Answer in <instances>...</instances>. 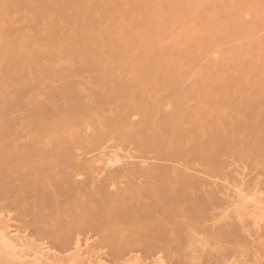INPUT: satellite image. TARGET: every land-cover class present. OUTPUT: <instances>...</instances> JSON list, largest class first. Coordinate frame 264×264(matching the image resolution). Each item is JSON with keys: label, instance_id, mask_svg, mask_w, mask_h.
Wrapping results in <instances>:
<instances>
[{"label": "bare ground", "instance_id": "1", "mask_svg": "<svg viewBox=\"0 0 264 264\" xmlns=\"http://www.w3.org/2000/svg\"><path fill=\"white\" fill-rule=\"evenodd\" d=\"M32 1H36V0H30V2ZM255 1L256 0H60V2L59 1L57 2L56 6L47 5L35 10L32 8L31 4L26 3V0H0V19L3 20V24L2 25L0 24V34L3 35L4 38H6V45L5 46L0 45V161L2 163V165L0 163V166H2L0 168V173L5 175V177L7 178V175H9L10 172L11 174L13 173L12 172L13 170L8 172V169L15 162H20L17 163L18 166L20 165L18 169L25 168V170H27L26 168L30 167L29 169H31V171L33 167L36 169L37 167H39V165L36 167L35 165L37 164L44 165L43 163H46L47 165L45 164L46 166H44V168L41 167L42 168L41 169L39 167V169L43 171V173H41L43 175H46L47 173V172L44 173L45 172L44 169H49L51 171H59V173L70 172L68 174L72 175L75 178H78L79 180V178L83 177L82 172L87 171L90 172V174L92 173L91 177H93L92 179L94 181L96 180L98 181L100 177L101 179H103L102 177L108 175L109 172L120 167L121 165L123 166V164H125L127 160H130V162L128 161L129 163L126 162L129 167L127 166L125 168L123 167L121 171L114 170L113 171L114 175H112L113 173L112 174L109 173L112 176L111 177L110 175H108V177L109 176L111 177V178L109 177L110 182L109 181L105 182V180L107 179L104 178L105 183L104 185L101 184L102 188L103 186L104 188L103 189L101 188V190L106 192L102 193L101 191V196H100L101 199H99V203L97 202V204H99L98 205L99 207L95 204L100 194L97 195V198L94 195L96 199L87 196L89 197V199L87 198V200L85 201H75V204L73 205L75 207L72 206L71 208V209L74 208L73 211L70 210L71 214L69 216L71 219H69L68 215H67L68 219L66 217L68 222L70 220L68 226L69 229L68 232L70 234L67 233L66 235V230H64L66 236L64 235L63 237H59L53 234H49L50 232L48 233L47 226H46L47 229L45 230V227L41 225V227H44V230H42L43 228L41 229L40 224L48 220V218L52 219V217L54 215L57 216L59 212L61 213L62 211L61 214H64L67 211L66 208H64L65 209L64 212L63 207H61L62 210H60L58 213L56 211H58L59 209L54 210L53 208L52 212L49 211L50 209L49 210L45 209L47 210V213L50 212L47 214L45 213L44 210L43 214L45 215L47 214L46 216H44L43 214L41 215V212L39 214V211L37 212L38 215H35L37 213L34 212H36L37 209L38 210L40 209L38 207L36 209V206L39 204V202L41 204L44 203L45 205V203H47L48 201V200L45 201L46 200L45 196H47V194H49L50 192H53L54 189L49 193L47 190L46 195L43 192H40L41 194L42 193L44 194V195L42 194L41 196H44L43 198L45 199L44 200L45 202L43 201L41 202L40 200L35 206L36 211L31 209L34 212H32L31 216L29 215L31 217L29 221L27 220V223L29 222V224L27 225L25 224V225L26 226L31 225L34 228L32 230H34L35 233L36 231H38L40 235L41 234L49 235L51 239L57 240L58 242L57 243L55 242L54 245L57 246L56 248L63 250L64 253L67 252L66 253L68 254L67 257L60 255V253L57 252L56 249H54V247H52L51 245H48L46 243L36 244L35 241L33 240L31 241L28 236L22 235L20 231L21 229H14L11 224V219H9L8 217L7 218L4 217L3 212L0 211V264H109L108 261H106L105 257L102 254H99L100 252L97 253L93 249L94 246H97L98 248L101 247L103 249L106 248H108L109 250L111 249V251L113 252L112 253L113 257L115 259H121L122 257H125L126 255H129L134 251H137V253L139 252V250L143 251L142 249L143 247L138 248L139 245L145 246L144 250L150 253L153 252L154 249L157 251L159 250L158 257L155 258V260L151 264H165L166 261L161 256V253L163 252L162 250L163 248L161 247L162 249H159L158 244H162V243L164 244L170 241L169 235L172 233L171 229H169L170 226L172 227V230L174 229L173 230L174 232L176 231L175 228H178L174 226V224L171 222V219L170 220L164 219L165 215L168 216L169 213H171L172 211L174 212V214L176 213L175 215L179 214L182 209H179V207L177 208V206L181 204L180 199L181 197H184L186 195V191L192 190L193 193L194 192L196 193L197 188H200V190L205 189V185H206V183L201 181V179L199 178L197 179L195 176L186 177L187 174L183 173L184 174V175L182 174L183 177L180 178L179 180L177 179L178 183L176 184H177V188L179 189L176 192L173 191L170 193L169 190L167 191V189L171 190V185H172L168 183L169 182L168 177L170 176L168 175L169 167L168 169H165L166 167L165 166L161 168L160 171H157L158 176L157 178H155L156 181L155 180L153 181L152 187L148 189L146 188L147 190L145 189L146 191H148L146 192L147 194L143 189L139 188L146 195L144 196L145 197L144 199L146 200L145 203L143 202L144 199L143 201L141 200L142 204H140L141 201L138 200L143 196L142 197L137 196V198L138 197L139 198L136 199V202L140 201V203H138L140 205L134 203L135 201H133V204L135 205H129V202L132 203V200H134L132 199L131 196L132 194L129 195L131 196L130 199L129 198L127 199L128 195H125V198H122L123 194L121 195L120 198L117 199L118 196H116V198L113 197V194H115V192L112 193V196H110V194L107 193V189L110 188L113 189L116 186L117 183L115 181L116 179H118L117 177L121 173H126L128 175H131V177L133 176V178L139 176L137 177L138 180L139 178H141L140 176L152 174L151 171L153 170V168L149 167L151 168L149 169L146 168L147 166L144 167L143 165L147 163L143 161L141 163H138V161H136L135 163L134 161L137 159L135 155L133 156L132 154L131 155L128 154L129 155L128 157H120L119 154L121 152L117 154L116 152L117 150H115L113 146L112 147L106 146L104 144V141L102 142L101 140L103 138L99 136L97 138L94 137L95 139H93L92 142L93 144L92 146L94 145L97 146L96 152L99 151L97 152L98 153L97 156H96L97 153L95 154V152H93L96 157L93 158L92 160L86 159L85 161H83L78 159L76 156L78 154L73 152L74 146L73 147L69 146L70 148H73L72 150H69L70 148L66 147L65 149L68 148L67 151H63L62 149H61L62 151H60L59 149L64 147L65 145V144L63 145V143L62 144L60 143L62 142L61 136L71 133L70 130H72L73 126L76 127V125L81 123L82 119L84 120L85 117L87 118L86 114L88 111L84 112L86 114H79L78 113L79 111L78 112L76 111L77 113L76 112L72 113L74 112L75 110L74 109L72 110V112L69 113L70 115H68V117L65 116L66 118L63 117L64 119L62 117L58 118L60 120L62 118L63 120L62 122L59 120L60 123L58 121L55 125L53 124L54 126H52L51 124H50L51 126L47 125V123H49L48 122L49 120L50 121L52 119H53L52 121L56 120L55 118L56 116H54L53 114L49 112H44V114L42 115L35 114L36 118L33 116L31 119V123H32L33 118H35V121L32 123L33 128H31L36 133V134L32 133L33 134L32 136L34 135L36 136V137L34 136L35 139H33V137L31 136L32 138L29 140V142L28 141H26L27 143L24 142L26 143L25 145L24 143H21L22 145L19 144L21 146L19 147L18 145L17 148L16 147L17 144H15L16 142L13 140L12 137H14L13 132L15 133L16 136L17 132L15 131L19 127L17 125L16 127L14 126L16 130L12 131L14 130V128L11 126L12 118L9 117L11 115V114L9 115V113L12 111L11 107L13 106L14 103L17 102L15 101L16 99L14 100L13 98H11L12 101H10L9 99L10 96H8L7 93H9L8 92L10 88L9 84H11V82L14 81L17 82L20 79V74H21L20 72L23 71V69L25 68L24 66L25 61L23 60L24 58L22 59L21 54L18 55V52H16L17 45L15 42L19 40V42L23 44L25 40H28L29 38L31 39L30 37L31 35H29L31 33L26 34L27 36H25L24 34L22 36L21 34V36L19 37L18 36L14 37V33L12 31V24H11L12 20L10 18L13 16L12 14H14V12L29 11L33 15L32 22L35 23V30H37V25H40V28L42 27L41 28L42 30L49 29L50 31L49 36L51 40L49 42V45L51 46H54L55 44H58L60 46V44L63 43L62 39L64 38L60 35L62 34L61 30L63 27V23L64 21H66L65 23L67 24L65 27L69 29L67 30L70 32L74 31V35H72L69 32L71 36L70 35L67 36V39L65 40L66 44H64L67 46V50H69V52H73L75 48L77 49L78 47L81 46V48H83L82 49L83 53L86 54L87 51L84 44L86 43H91L95 45L100 44L103 42V36L107 35L108 39L104 38L108 40V41L106 40L107 42L106 44H104V46L107 45L108 47L106 48L107 51L106 54L103 55L101 53L102 55L99 54L97 58L92 56L93 55L92 54L91 55L92 57L89 56L88 59V62H90L89 67H91L92 72L94 73L96 82H98L100 85L101 84L109 85L110 83L113 84L115 81H117L120 78L121 75L120 73L125 71L129 75H132L133 81H131L128 85L126 84L127 81L126 82L123 81L125 85H122L123 83L121 82L122 83L121 86L123 88L120 86V89L121 88L124 89V87L126 89L121 90L122 92L117 94L114 97V100L126 101L127 93H128V95L132 96V98L135 100L134 105H132L131 107V109H133L132 110L133 115H135L138 111L140 113L142 110L145 109L146 111L144 112L147 113L149 111V113H151L150 110H147L148 108L151 107H152L151 110L153 111L152 113H154V116L151 113L152 117H150L149 113L148 114L143 113L142 114L143 117L141 116L143 119H141L142 121L140 120L141 123L139 122L142 126H140V124L138 123H136L137 126L139 125L138 127L134 125L138 129L133 127L131 121L129 122L131 116L130 117L128 116L129 113H127V109L126 111L123 110L120 112L117 111L118 113L113 112L114 114H116V115L113 114V116L112 113H110L109 115H111L112 117L109 122L110 128L108 129L112 130L111 131L112 133L114 131L116 132L117 130L124 131L125 129L126 131L128 129V125H127L128 123H131L132 127L136 131L138 130L141 131L140 129H143L141 134L146 129L148 132V133L146 132L147 134L146 137L142 135L145 137V140L141 139L143 141H140L141 150L147 151L148 149H152L156 151L158 156L161 157L163 161L165 160L167 162L174 161L175 163V161H177V163L179 162L180 164L181 162H185V164L187 163V165L197 161L205 162V163L208 162L209 165L211 164L210 166H212L213 169L212 175L214 174L215 177L216 176L218 177L225 168V164H223L222 158L226 156L227 153L241 159L244 156V154L247 153V151L250 150L252 152L251 149L252 148L254 149L253 146L257 141H260L261 143L260 146H263L264 148V110H263L264 57L262 58L261 56H258L260 63L258 65L249 64L248 66L244 67L246 68L244 72L239 71V66L231 68L226 63L227 60L228 61L233 60L235 62L241 61L243 59L242 55L244 53V50L242 48L241 49L235 48L232 51H230L228 56L223 59L222 63L221 61L216 60L218 57L211 58L212 55H214V53L218 50L217 48L220 47L221 45H224V43L238 41L240 40L238 38L241 37L244 38L245 36L249 37L256 31L257 29L256 26H250V24H248L245 21V16L248 13H252L254 9L257 7V3ZM70 11L73 14L71 13V17L70 16L67 17L66 16L67 12ZM254 13H256L255 20L258 23L261 22L262 17L260 13H258L257 11H254ZM110 21L113 23L112 25L114 26L111 25V27L113 28L109 30L106 25L109 24ZM38 35H40V33H38ZM44 38L46 40L48 37H43V39ZM22 46L23 45H20L21 48ZM26 49H29V47H27ZM79 49L74 50L76 51L75 52L76 54ZM37 50H38L37 52H39L40 47L37 48ZM258 50L259 51L264 50V39L259 43ZM82 51L80 50L81 55H83ZM29 52L32 53V51L26 52L27 55L29 54L30 56ZM69 54L70 55L73 54V56L75 55L74 52L72 54L71 53ZM96 54L97 53H95V56ZM27 55L25 58L29 57ZM31 55H33V53ZM73 56H70L71 59L70 58L69 59L72 60ZM36 60H38V57ZM88 62H86V64ZM9 63L12 64L9 65ZM197 66L204 67V72L200 73V75L198 76L199 85L197 84L196 86H199V88L197 87L198 89L195 91L193 90L190 91V89L186 90V88L182 87V85L184 84L186 78H190L191 76L196 75L195 72H191V71H194L197 68ZM233 70L236 71V73L238 72L237 74H239V76L238 75L237 77L234 76ZM186 72L191 74H187ZM55 73H57V71H55ZM119 80L121 81V79ZM181 88L183 89L185 88V90ZM180 89L183 91H181ZM171 91L172 92L178 91L177 94L175 93L174 94L175 95L179 94V95L175 96ZM65 92L67 93V91ZM147 92H154L157 95L161 94V96L163 95L162 93L164 94L168 92H170V94L172 93L171 94L172 96L170 97L168 96L167 105L174 109L173 113L170 114L171 112H169L170 115H165L166 113L165 112L164 116L163 113H161L160 116L161 118L158 117L157 115H159L160 110L163 108L160 109V102L157 101L155 98L151 99L153 97H149L150 101L148 102L143 97V93H146L144 94L145 96L147 95ZM5 95H7L9 98ZM4 96L8 98L9 100V102L7 101L8 103L7 102L4 103L6 101L5 99H4L5 101H3ZM139 96L140 97L142 96V98H139ZM136 97H138L139 100L136 99ZM192 102L194 103L193 105H191ZM14 105L16 106V104ZM135 111L137 112L135 113ZM129 112H131V110H129ZM139 113H137V115ZM91 114H88L89 115L88 117L92 116L95 118L98 115V114L95 115L93 112ZM131 114L132 113H130V115ZM155 114L158 117V120L156 121L153 120L154 118L156 119ZM109 115H107L106 117H108ZM102 117L99 114V118L102 119ZM239 117H242V119H239ZM9 118L11 120H9ZM13 121L14 119L12 120V122ZM116 124L118 125V127H116ZM148 129H150V132L148 131ZM110 130L108 132H110ZM73 131L74 130H72V132ZM74 133L75 132H73V135L72 134L70 135L74 136ZM246 133L250 134V137H248L250 139L248 140H246L247 137L246 139L244 138V135ZM104 134L102 137H106L104 136ZM99 135L101 136V134ZM66 137L68 136L62 137V139L64 138V142L65 139H67ZM40 138L42 139L41 141ZM37 139L39 140L37 141ZM58 139L60 140V142L58 141ZM53 141L57 142L56 146L54 144H53L54 146L51 145ZM60 144L62 145V147ZM14 145L17 148L16 151L14 149L15 147H13ZM86 145L87 146L90 145L91 147V144L89 143H86ZM75 148L76 149L74 151L77 152V146ZM258 148L257 150L256 149L255 150L258 151ZM88 153L87 155H89ZM259 153L261 152L259 151ZM89 156H91V154ZM136 164H138V167L141 164L144 168L139 167L140 170H133V167L131 166ZM31 166L33 167L31 168ZM186 166L185 169H188L186 168ZM15 168L17 167L15 166ZM18 169H14V171L17 172L16 170ZM21 169L18 175L23 171V170L21 171ZM49 170L46 171L49 172ZM55 173L53 172V175H55ZM62 173L61 175H63ZM65 175L67 174L65 173ZM10 177L12 176L9 175L8 178ZM40 178L37 177L36 179L39 180ZM53 179L54 182L52 181ZM53 179L48 175V178L44 179L42 183L44 185H48V184L50 185V182L51 183L53 182L52 184H57L60 180V178H53ZM55 179H57V181ZM62 179L65 178L63 177L61 178V180ZM69 179L66 178L65 182L67 180L69 181ZM172 179L170 180V182H172ZM240 179H237V181ZM73 180L70 179V183L71 186H73L72 188H75L76 190L75 192L72 191V193L69 189H67L69 188V184H70L68 181H67L68 184L66 183L65 186L62 185V187H60L59 184L57 185L59 186V189L60 188L65 189L66 186L68 185L66 188L67 191L70 192V194L73 195L74 193L75 195L76 192H80L78 191L80 190L78 189L80 187L76 188L74 184L72 185ZM34 181L35 180H33V182ZM240 181L238 183H240ZM31 182L28 184L31 185L28 193L31 191V188H33L34 190L35 188H38L40 185L43 186V184H40L41 181H39L40 183L37 182L38 184H40L38 187L36 186L37 184L35 185L36 187H32L34 185L33 183L31 184ZM173 182L175 183V181ZM242 182L239 185L238 184L235 185V187L231 185L234 191L228 185L230 187V188L228 187V190L232 192L231 193L232 196L234 194V198L232 197L234 201L229 204L232 205V206L230 205L231 207L233 206L234 208L236 207L235 208V210H237L236 217L242 218V216L244 217L248 215L249 217H251L250 219L254 218L253 220H251L252 222H254L253 228L254 229L256 228L255 230L257 231H261L264 229V191H262L264 189L261 190V187L259 188L258 186L254 187L255 186L254 185L253 187L256 191L252 189L251 190L254 191L255 193L251 195L246 194L245 189L242 186ZM60 183L62 184L63 182ZM167 183L168 185H170V187L168 185L167 187L165 186ZM52 184L51 186L53 187ZM87 184L88 183L86 182V185ZM28 185H26V187L23 186L24 189L25 188L27 189L29 187ZM4 186L7 185L5 184ZM54 186L58 188L56 185ZM19 187L21 188L22 186ZM45 187L43 186V188L42 187L41 188L45 189ZM49 187L50 186H48L47 189L52 190ZM105 187H107L106 190ZM24 189L22 188L21 190H23V192L28 190V189L27 190ZM59 189H56L58 191L55 190V192L59 193L60 191L61 193L62 190ZM194 189L196 191H194ZM13 190L15 192L16 189ZM21 190L19 189V191ZM65 190L62 192L67 194ZM140 190L138 191V193H140ZM133 191H131L130 193H132ZM32 192L31 195L34 194V193L32 194ZM211 192L209 193L206 192V193L207 195L209 194L208 196H211L212 195ZM35 193H36L35 196H37L36 191ZM40 193L38 195H40ZM81 193L82 191L80 192V195ZM134 193L138 194L137 192ZM53 194L55 193L53 192ZM84 194L86 193L84 192ZM93 194H97V193L93 192ZM57 195L61 197L60 194ZM82 195L80 196L81 197L80 200L83 199ZM207 195H204L206 197L200 198L201 201H204L205 203L201 205L202 202L199 200L201 203L200 206H198L199 202L195 201L196 202L195 204L198 203L197 206L192 205L195 208H192L190 206L192 208L191 210L189 209V211L188 210L185 211L186 210L185 209L183 211L186 217L184 218L189 219L188 224H194L195 222H200L203 213L205 212L207 213V211L209 210L208 209L209 205L207 204L210 203L209 200L211 198L206 199L207 202L206 200H202L203 198H207ZM213 195L211 196L212 198ZM35 196H33V198ZM17 197H20V199H22L21 195H18ZM51 197L49 196V198ZM84 197L86 196L84 195ZM39 198L42 199V197L39 196L38 200ZM71 198L73 199V197ZM71 198L68 199L67 197L68 200L73 201L71 200ZM17 199L13 198V201L16 200V202L18 203L17 205H22L23 202L19 200L22 202L19 203ZM77 199H79V196L75 200ZM190 199H192L191 196L189 198V201ZM193 199H195V197ZM214 199H216V197ZM52 200L53 202L51 204V208L52 206L53 207L55 206V203L56 206H58L57 201L54 200V198H52ZM100 200L104 202L102 203L103 205L101 206H100L101 204ZM212 201L215 200L211 199V202ZM50 202L51 200L49 201V203ZM191 202L193 204L194 200H191ZM217 202L218 200L215 203ZM114 203L116 205H113ZM212 203L210 204L209 207L213 205L212 209H214L216 206L214 205L215 204L214 202ZM59 205H61V203H59ZM92 205L95 206L92 207ZM15 206L16 205H14V207ZM47 206L45 207L47 208ZM22 207L23 206H21V208ZM175 209L176 210L179 209L180 211L178 210L179 212L178 211L176 212ZM25 211L28 212L27 210ZM159 214L161 215L159 216V220L160 217L161 219L162 217H164L163 218L164 223H162L163 221L160 222L158 219H155L158 218ZM174 214L172 215L173 217L171 216L170 218H175L174 220H176V217L179 216L180 214L177 216H175ZM206 215H204V217ZM252 215H254V217H252ZM61 216L62 215H60V217ZM165 220L167 222H165ZM65 221L64 222L62 221L64 225L67 223ZM60 222H58V224H62ZM167 225L170 226L168 227ZM66 226L65 228H67ZM173 226L175 228H173ZM127 231L131 232V234L128 232L131 237L128 235V233H124ZM91 233H94L93 236L94 238L96 236L100 238V241H98L97 244L95 243L96 245L91 244L93 243V241L91 242V238L89 236ZM121 233L127 234L130 237L131 241H126L125 239L123 241V238L127 236L123 237L121 235L119 239L117 237L118 235L115 237L116 234L120 235ZM175 233L174 234L172 233L173 234L172 236H175ZM82 235L87 236L86 240L83 239L85 240V242L80 238ZM225 236L228 237V235ZM116 238L118 240H116ZM178 238H182V237H178ZM128 239L129 238H127V240ZM167 244L166 245L164 244V246L166 247L165 250L168 252L170 251V247L169 244L168 246ZM134 253L136 254V252ZM130 258L125 264H150L145 262L143 263L138 257H130ZM233 261L228 260V257H225L223 260L221 261L219 260V262H217L216 264H235V262Z\"/></svg>", "mask_w": 264, "mask_h": 264}, {"label": "rangeland", "instance_id": "2", "mask_svg": "<svg viewBox=\"0 0 264 264\" xmlns=\"http://www.w3.org/2000/svg\"><path fill=\"white\" fill-rule=\"evenodd\" d=\"M58 1L60 2V0H52V1H50V0H36V1H32V2H30V0H26V3L31 4L32 8L36 10V9H39V8H41L43 6H47V5L56 6ZM255 2L257 3V7L254 9V11H257L258 13H260V15L262 17V21L258 23L255 20L256 13H254V11L252 13H248L245 16V21L248 24H250V26H256V28H257L256 31L249 37L245 36L244 38H242V37L238 38V39H240L238 41L224 43V45H221L220 47L217 48L218 50L216 49L217 51L214 53V55H212V57L210 56L211 58H214V57L217 58L218 57L216 60L221 61V63H222L223 59L228 56L230 51H232L235 48H239V49L242 48L244 50V53L242 55L243 59L239 62H235L233 60H229V61L227 60L226 63L229 65V67L234 68V67L239 66V71L244 72L246 69L244 67L248 66L249 64L258 65L260 63L258 56H261L262 58L264 57V50H260V51L258 50L259 43L264 39V0H256ZM71 13H72L71 11L67 12L66 16L71 17ZM12 15L13 16L10 18L12 20L11 24H12V31L14 33V37L15 36L19 37V36H21V34H22V36H23V34L25 36H27L26 34L31 33V34H29V35H31L30 36L31 39L29 38L28 40H25L23 44L21 42H19V40L15 42L17 45L16 52H18V55L21 54L22 59L24 58L23 60L25 61V63H24L25 68L23 69V71L20 72L21 73L20 79L17 82L14 81V82H11V84H9V87H10L8 90L9 93H7V94H8V96H10V98L7 95H5L10 99V101H12L11 98H13L14 100L16 99L15 101L17 102V103H14V104H16V106L13 104V106H15V107L12 106L11 107L12 111L9 113V115L11 114L9 117L12 118V120L14 119V121L12 122V120L9 118V120H11V126L14 128V130H12V131L16 130L15 129L16 125L19 127V128L17 127L18 129L15 131V132H17L16 136H15V133L13 132L14 137H12L13 140L16 142L15 144H17L16 145L17 148H18L19 144L24 143L26 141L29 142V140L32 137H33V139H35L34 138L35 135L32 136L33 135L32 133H35V132L33 129H31V128H33L32 123L35 121V118H36L35 114L36 115H39V114L42 115V114H44V112H49V113L53 114L54 116H56L55 117L56 120L52 121L53 120L52 119L51 121L50 120L48 121L49 123H47V122L46 123L48 126L50 124L52 126H54L60 120L58 118L68 117V115H70L69 113L72 112V110H74V109L75 110L72 113L79 111L78 112L79 114H86L84 112L88 111L89 113L87 112V114H86L87 118L85 117L84 120L82 119L81 123L76 125V127H74V126H73L74 128L72 127V130H74L73 132H75L74 136H72L73 132H72V130H70L71 133H68V134L69 135L72 134V135H70L72 137H70L68 134H66L64 136H61L62 142H60V140H59L60 138L58 139V141L61 144L62 143H63V145L65 144L64 147H62V145L60 144L62 147L60 149L58 148L60 151H62V150L67 151L68 148L74 146L73 147L74 149L70 148L69 150L73 149V152L78 154V155L75 154L78 159L83 160V161H85L86 159L92 160L93 158H95L98 155L97 152H99V151L96 152L97 146H95V145L92 146L93 145L92 142H93V139H95L99 136V137L103 138L101 140H102V142L104 141V144L106 146H110V147L113 146V148L115 150H117L116 151L117 154H119L121 152L119 154L120 157H128L129 155L132 154L133 156L135 155L137 158L134 161L135 163H136V161H138V163H141L143 161V162L147 163V164L143 165L144 167L147 166L146 168H149V167L153 168V170L151 171L152 174L140 176L141 178H139L138 180H137V177H139V176H136L133 178V176L131 177V175H128L126 173H121L117 177L118 179H116V181H115L118 184V186L116 184V186L113 189H111V188L107 189V193H109L110 196H112V193H114V192H115V194H113V197L116 198V196H118L117 199L120 198L122 194H123L122 198H125V195H128L127 199L128 198L130 199L131 196H132V199H134V200H132V203L129 202V205H135V204H133V201H135L134 203H137V205L142 204V201L145 198L144 196H146V195L140 189H143L145 191V193L148 192L146 190L148 188L152 187L154 180L156 181L155 178H157V176H158L157 171H160L161 168H163L165 166H166L165 169H168V167H169V169H168V171H169L168 175H170L169 177L171 178L172 174H173L172 178H174V179L171 178L172 182H170L171 179L168 177V179H169L168 183L170 185L172 184L171 190L165 188V189H167V191L169 190L170 193L173 191L176 192L179 189V188H177L176 183H178L177 179L179 180L180 178L183 177L182 176L183 173L187 174L186 177L187 176H191V177L195 176L197 179L199 178V179H201V181L206 183L205 189L200 190V188H197L196 189L197 191L194 189V191H196V193L195 192L193 193L192 190H187L186 195L184 197H181V199H180L181 204L177 206V208L179 207V209H182L181 212L179 213L180 215L177 214V215H179V216H177V215H175L176 213L174 214L173 211L171 212L175 216L178 217V220H177V217H176V220H174L175 218H170L173 215L171 213H169L168 216L165 215V218L162 217V219H161V217H160V220H159V216H161L160 214L158 215V218H155V219H158L160 222L163 221L162 223H164V219H167V220L171 219V222L174 224V226L178 227V228H175L173 226V228H175V230H176L175 231L176 233H175L173 231L174 229L172 230V227L170 225H167L168 227L170 226L169 229H171V232L173 234L175 233V236H176V237L172 236L173 235L172 233L169 235L170 237L172 236L171 239L169 237L170 241L167 242L169 244L170 251L167 252L165 250L166 247L164 246V244L166 245L167 243L158 244L159 249L163 248L162 249L163 252L161 253V256L166 261L165 264H216L217 262H219V260L221 261L225 257H228V260H231V261L235 260V261H233V262H235V264H264V233H263L264 229L261 230L262 232L255 230L256 228L255 229L253 228L254 222L251 221L254 218L250 219L251 217H249L248 215H246L244 217L242 216V218L236 217L237 216V213H236L237 210H235L236 207L235 208H234V206L231 207L232 205L229 204V203L234 201L233 200L234 194L232 196V194H231L232 192H230L228 190L229 186L232 189L231 185H233L235 187V185H237V184L239 185L242 181H243L242 186L244 187L246 194L251 195V194L255 193L252 190H255L254 187H256V186H258V188L261 187V190L264 189V148H263V146H260V144H261L260 141H257L255 143V145L253 146L254 149L253 148L251 149L252 152L250 150L247 151V153H245L241 159L234 156V155L227 153V155L222 158L223 164H225V168L223 167L224 168L223 172L218 177L217 176L215 177L214 174L212 175L213 169H212V166H210L211 164L209 165L208 162L205 163V162H200V161L198 162L197 161V162H193L194 164L192 163L189 165H187V163L185 164V162H181V164H180L179 162L177 163V161H175V163H174V161L173 162L171 161L172 162L171 163L169 161L168 162L165 160L163 161L161 159V157L158 156L156 151H154L152 149H148L147 151L141 150L140 149V141H143L141 139L145 140V137L147 135L146 134L147 130L144 128L145 131H143V133L141 134L143 129H140V127H139V129L141 131H139V130L136 131L134 128H137L139 126V125L137 126L136 123H138V124L141 123V121H142L141 119H143L142 114L146 113V112H144V111H146V109L142 110L140 113H139V111L138 112L135 111V113L137 112L139 114L137 115V113H136L135 115H133V111H132L133 109H131V107H132V105H134L135 100L132 98V96L128 95V93H127V100H126L127 102L114 100V97L117 94L122 92L121 90L126 89L125 87H124V89H122L123 87L121 86V84L123 83V81H125V82L127 81V83H126L127 85L131 81H133L132 75H129L128 73H126L124 71V72L120 73L121 75H120L119 79H121V81L118 79L113 84L110 83L109 85H103V84L100 85L98 82H96V78L94 76V73L92 72L91 67H89L90 66L89 65L90 62H88L89 56L90 57L94 56L95 58H97L99 56V54H101V53L103 55L106 54V52H107L106 48H108V47H107V45L104 46V44H106V42L108 41L107 35L103 36V42L100 44H96V45L91 44V43L84 44L86 51H87V53H86L87 55L85 53H83V51H82L83 48H81V46H80L77 48V49L80 48L78 50L77 54L75 53L76 51H74L77 49L75 48L73 50V52L75 54L73 56V54H72L73 52H69V50H67V46L64 45V44H66L65 40L67 39V36H69V35L71 36V34L74 35V31L70 32V31H68L69 29L65 27L67 24V23H65L66 21H64V23H63V27H65V28L62 27V30H61L62 34L60 32V34H61L60 36H62L64 38V39H62L63 43L60 44V46H61L60 47L58 44H55L54 46L49 45V42L51 41L50 36H49V34H50L49 29H43L42 30L41 29L42 27L40 28V25H37V30H35V23L32 22L33 21V15L29 11L14 12V14H12ZM53 18H55V17H53ZM0 24L1 25L3 24V20H1V19H0ZM112 24L113 23L110 21V23L106 25L109 30L113 28V27H111ZM112 26H114V25H112ZM38 33H40V35H38ZM0 36H1L0 45L5 46L6 45V38H4V36L1 34H0ZM43 37H48V38L45 40V38L43 39ZM104 38H107V39H104ZM20 45H23L22 48L20 47ZM26 46L29 47V49H31V50L26 49L27 48ZM36 47L37 48L40 47L39 52H37L38 50ZM34 49H35V51H34ZM26 50L32 51L33 55H31L32 54L31 52H29L30 56H29V54L27 55ZM80 50L82 51L83 55H81ZM67 51L69 53H71L72 55H70ZM35 52H37V53H35ZM95 53H97L96 56H95ZM26 55L29 57L25 58ZM67 56H69V57H67ZM70 56H73L72 60H70L71 59ZM82 56H84V57H82ZM37 57H38V60H36ZM94 57H93V59H94ZM4 61H6V60H4ZM86 62H88L87 63L88 65L86 64ZM11 64L12 63H9V65H11ZM262 64H263V62H262ZM55 71H57V73H55ZM58 72H59V74H58ZM191 72H195L196 75L191 76L190 78H186V79L184 78L185 79V81L183 79V81H184L183 85L184 86L182 85V87H185L186 90L190 89V91L191 90L195 91L199 88V86H196L197 84L199 85L198 76L200 75V73L204 72V67L197 66V68ZM186 73L191 74L188 72H186ZM237 73H236V71L233 70L234 76H236V77H237V75L239 76V74H237ZM197 78H198V80H197ZM122 85H125V83H123ZM120 86L122 87L121 89H120ZM185 88L184 89L181 88V89L185 90ZM65 89H68L69 91L65 90ZM183 90H181V91H183ZM65 91H67L68 94ZM78 92H80V93H78ZM172 93H173V95H175L178 93V91L172 92ZM144 94H146V93H143V97L148 102L150 101L149 97H153L151 99L155 98L157 101L160 102V109L163 108V109H161L163 112L160 110L159 115H157L158 117L161 116V113H163V116H164L165 112L167 113V114L165 113V115H170L173 113L174 109L167 105L168 96L169 97L172 96L170 94V92H168L166 94L162 93L163 94L162 96H161V94L157 95L154 92H147V95H145V96H144ZM167 94H170V95H167ZM178 95H175V96H178ZM5 96L3 98V101L6 100L4 103H6L7 101L9 102L8 98ZM146 96L149 98V100ZM139 98H142V96L141 97L139 96ZM139 98L136 97V99H138V100H139ZM15 101H13V102H15ZM13 102H10V103H13ZM193 104L194 103L192 102L191 105H193ZM192 107H194V106H192ZM151 108H148L147 110H150L152 113L153 111L151 110ZM126 109H127V113H129L128 116L129 117L131 116L130 117L131 119H129V122L130 121L132 122L134 128L132 127L131 123H128L127 124L128 129L126 131L124 129V131L123 130H117L116 132L114 131L112 133L111 132L112 130L108 129V128H110L109 122L111 120V117L117 111L118 112H120L122 110L126 111ZM153 109H155V108H153ZM129 110H131V112H129ZM263 110H264V107H263ZM40 112H42V113H40ZM90 112L91 113L93 112L95 115L98 114L97 115L98 117L97 116L95 118L92 116L88 117L89 116L88 114H91ZM169 112H171V113L169 114ZM110 113H112V116L109 115ZM130 113H132V114L130 115ZM148 113H149V111L146 114H148ZM151 113H149L150 117H152V115L154 116V113H152V115H151ZM99 114L101 115V117L103 116L102 119L99 118ZM107 115H109V116L106 117ZM114 115H116V114H114ZM33 116L35 118H33V120H32L33 122L31 123V119ZM157 116L155 114L156 119L154 118L153 120H155V121L158 120ZM37 118H38V116H37ZM62 118L60 120L61 122L64 119V118L63 119ZM96 118H98L100 120H98ZM106 119H108V120H106ZM239 119H242V117H239ZM60 121H59V123H60ZM107 125H108V127H107ZM134 125L137 127H135ZM140 126H142V125L140 124ZM116 127H118L117 124H116ZM86 128H87V130H86ZM88 129H89V132H88ZM109 130H110V132H108ZM148 131L150 132V129H148ZM9 132H10V130H9ZM99 134H101V136ZM103 134L106 137H102ZM248 134L246 133L244 135L245 139L247 137L246 140L250 139V138H248V137H250V134H249V136H248ZM142 135H144L145 137ZM65 136H68V137H66L67 139H65V142H64V138L62 139V137H65ZM138 136L140 137V139ZM16 138H17V140H16ZM104 139H106L107 141ZM38 140L39 139H37V141ZM41 140L42 139L40 138V141ZM54 142L55 141H53L51 143L52 146H54V145L56 146L57 142H55V143ZM26 143H24V145ZM86 143L91 144V147H90V145L87 146ZM257 144H258L259 148H258ZM21 145H19V147ZM52 146H50V147H52ZM76 146H77V152L78 153L76 151H74L76 149L75 148ZM255 146H256V148H255ZM13 147H15V145ZM16 147L14 148L15 151L17 149ZM66 147H68V148L65 149ZM38 148H39V146H38ZM257 148H258V151H256ZM261 148H263V149H261ZM88 151H89V153H88ZM259 151L261 153H259ZM86 152L89 155L91 154V156L87 155ZM93 152H95V154L97 153L96 156ZM84 154H85V156H84ZM90 157H92V158H90ZM155 158L158 160H156ZM128 161L130 162V160H127L126 162L129 163ZM126 162H125V164H123V166L122 165L120 166L122 168L118 167L114 170L115 171H121L123 169V167L124 168L126 166L129 167ZM0 163H1V161H0ZM17 163H20V162H15L10 167L12 169H10V168L8 169V172L13 170L12 171L13 173L11 174V172H10V174H9L12 177L8 178L9 175H7V178H6L5 175L0 173V181H1L0 185L2 186V187L0 186V208H1L0 211L3 212L4 217H6V218L8 217L9 219H11V224H12L14 229H21L20 231H21L22 235L28 236L29 239L31 241L32 240L35 241L36 244L46 243L48 245H51L52 247H54V249H56L57 252L60 253V255L67 257V255H68V254H66L67 252L64 253L63 250L56 248L57 246L54 245L55 242L56 243L58 242L57 240L51 239V237L49 235H44V234L40 235V233L36 230H35L36 231V233H35L34 230H32L34 228L31 225L30 226L28 225L29 227L26 226L27 224H29V222L27 223V220L29 221L31 219L30 216L32 215V212H34L31 209L36 211L37 207L40 208L39 210L37 209V211L34 213H37L39 211V214L41 212V215H42L44 213L45 209H47V210L50 209L49 211H51V212H52L53 208H54V210L59 209L58 211H56L58 213L60 210H62L61 207H63L64 212H65L64 208H66L67 212H65V213L69 212L68 214H65V213H64L65 215L61 214L62 213V211H61V213L60 212L59 213H60V215L63 216V217L61 216L62 218L60 217V215L58 213L57 216L59 218L54 215L52 217V219L48 218V220L51 219V220H49L50 223L48 220H46L45 222L40 224V227L42 225L45 227V230H46L47 229L46 226H47L48 227L47 231H48V233L50 232L49 234H53V235L59 236V237H63L65 235L64 230H66V235H67V233L70 234L68 232V230H69L68 226H69L70 220L68 222L67 219H68V216L71 214L70 210L73 211V209H74V208L73 209H71V208L75 204V201H85V200H87V198L89 199V197L90 198L93 197L94 199H96L97 195L100 194L98 196V200L96 201V204H95L98 206L99 204H97V202L99 203V199H101V197H100L101 191H102V193L106 192V191L101 190L102 185H104V183L106 181L110 182L109 179L112 176L109 173H111V174L113 173L112 175H114V172H113L114 170L108 173V175L111 176V177L109 176L110 178L108 177V175H106L105 177H102L103 179H101V177H100L98 181L97 180L94 181L92 179L93 178V177H91L92 173L90 174V172L84 171V172H82L83 177H81L83 179L79 178V180H78V178H75L72 175L68 174L70 172H68V173L65 172L68 175L67 176V175H65V173H62V172L59 173V171H51L49 169H44V171H45L44 173L47 172L46 175L41 174V173H43V171L41 169L47 165L46 163H43L44 165L41 164L42 166L40 164L35 165V167L39 165L40 168L42 167L41 169H39V167H37V169L34 168L33 167L34 164H33V166H31V168L33 167L32 171H31V169H29L30 167L26 168L27 170H25V168H22V169L20 168L21 171L22 170L23 171L18 175V173L20 171V169H18V167H20V165L18 166ZM1 165H2V163H1ZM140 165H139V167L142 168L143 166L142 165L140 166ZM15 166L17 168H15ZM185 166L188 169H185ZM188 166H190V167H188ZM1 167L2 166H0V168ZM131 167H133V170H140V168L138 167V164L133 165ZM151 168H149V169H151ZM172 168H174V169H172ZM14 169H18V170H16L17 172H15ZM37 170H39L40 173ZM46 170H49V172ZM170 170H171V172H170ZM182 170H183V172H182ZM66 171H68V170H66ZM172 171H173V173H172ZM8 172H7V174H8ZM34 172H37V173H34ZM53 172L54 173L56 172L55 175H53ZM48 173H50V174H48ZM61 173L63 175H61ZM47 174L52 179L53 178H60V180L58 179L59 182L57 183L60 185V187H62V185L65 186L66 183L67 184H68V182L70 183V179L73 180L75 178L74 180L76 181L77 184L73 180L72 185L74 184V186L76 188L80 187V188H78V189H80L78 191H80V192L82 191L81 195L83 194L82 195L83 199L80 200V198H81L80 192H76L75 195H77V196H75L74 193L72 195V194H70V192L67 191V189H69L71 191V193H72V191L75 192L76 189L72 188L73 186H71V183L69 184V188H67L68 185L66 186V188H67V189L65 188L66 190L63 188H60L62 191L65 190V192H67V194L69 193L70 196H69V194L67 195L66 193H64L62 191H61L62 194L60 193V191H59V193L55 192L56 189H59V186L57 184H52L54 182V179L52 180L53 181L52 183L50 182V185L49 184L44 185L42 183V181L44 179L48 178ZM122 174L124 177L122 176ZM43 176L46 178H44ZM71 176H72V178H71ZM129 176H130V178H129ZM35 177L36 178L41 177L42 179L40 178L41 180L40 179L37 180ZM63 177L65 179L66 178L69 179V177H70V179H69V181L67 180L68 182L67 181L65 182V179H62L63 181L61 180V178H63ZM104 178H106L107 180H105ZM242 178H243V180H242ZM237 179H240L241 181L240 180L237 181ZM33 180H35V181L33 182ZM55 180L57 181V179H55ZM91 180H93V181H91ZM102 180H103V182H102ZM104 180H105V182H104ZM39 181H41V183ZM83 181H85V182H83ZM173 181H175V183ZM239 181H240V183H238ZM30 182H31V184L33 183V185H34L32 187H36V186L38 187L40 184H43L44 187L46 186L45 187L46 190L42 189L43 186L40 185L42 188L40 186H39L40 188L39 187L35 188L36 190L35 189L33 190V188H31V191L28 193V191L30 190V187H31V185H28ZM37 182L40 184H38ZM60 182H63L64 184L63 183L61 184ZM86 182L88 183L87 185H86ZM99 183H100V185H99ZM168 183L165 185L166 187H167ZM3 184L4 185L6 184L7 186H4ZM51 184L53 185V187L51 186ZM78 184L81 186H79ZM26 185L29 186V187L27 186L28 190L26 188L24 189V187H26ZM54 185H56L58 188H56ZM76 185H78V186H76ZM89 185L90 186L92 185V186L90 187ZM132 185H133V187H132ZM170 185H168V186L170 187ZM19 186H22V187L20 188ZM48 186H50L49 188H51L52 190L47 189ZM172 186H173V189H172ZM248 186H249V188H248ZM4 187H6V188H4ZM22 188L24 190H27V191H24L25 192L24 193L23 190H21ZM103 188H104V186H103ZM106 188L107 187H105V190H106ZM8 189H9V192H8ZM13 189H16L15 192ZM19 189L22 191V193H21V191H19ZM53 189H54V191H53ZM138 189L140 190V193H138V191H139ZM47 190H48V193L50 191H53L55 194H53V192H50L51 194L49 193V194H47V196H45V198H46V200H45L43 198L44 196H41V195L43 193L46 195ZM133 190H136V191H133ZM35 191L37 192V196L42 197V199L39 198V200H38V197L35 196L36 195ZM56 191H58V190H56ZM131 191H133V192L130 193ZM190 191H192V192H190ZM205 191L207 193L213 191V192H211L212 195L214 193L213 198L211 197L212 196L211 194H210L211 196H208L209 194L207 195V193ZM262 191H264V190H262ZM31 192H32V194L33 193L34 194L31 195ZM40 192H43V193L41 194ZM84 192L86 194H84ZM88 192H89V194H88ZM93 192H95L97 194H93ZM134 192H137L139 195L134 193ZM19 193H21V194H19ZM23 193H24V195H23ZM39 193H40V195H38ZM90 193H92L93 195ZM203 193H206V194H203ZM57 194H60L61 197H59V195H57ZM18 195H21L22 199H20V197H17ZM26 195L28 198L26 197ZM48 195L50 197L52 195L53 196L51 198H49ZM84 195L86 197H84ZM94 195L96 196V198ZM129 195H131V196H129ZM204 195H207V198H203L202 200H206L208 198L209 199L211 198V199L215 200V201H212L214 203L218 200V202L214 204L216 207L214 209H212L213 205H211V207H209L210 204L212 203L211 199H210L209 200L210 203L208 201L209 204H207V205H209L208 206L209 210L207 211V213L206 212L203 213V216H202L203 219L201 218L200 222H195V223L193 222L194 224H188L189 219H185L186 217H185V214L183 211L185 209H186L185 211H187V210L189 211V209L191 210L192 208H195L193 206H195V205L197 206V204H198V203L195 204L196 203L195 201L199 202L198 206H200L201 202H202L201 205L203 203H205L204 201H201V199H200L202 197H206ZM33 196H35V197L33 198ZM78 196H79V199L75 200ZM87 196H89V197H87ZM133 196H134V198H133ZM135 196H136V198H135ZM137 196H141V197L143 196V197L142 198L138 197L139 198L138 199ZM190 196L192 199H190V201H189ZM214 196L216 197L217 200L214 199L215 198ZM67 197H68V199L73 197V199L71 198V200H73V201L68 200ZM194 197H195V199H197V197H198V199L195 200V199H193ZM13 198L14 199L18 198L17 201L19 203L22 201L23 202V203L21 202L22 205H17L18 203L16 202V200L13 201ZM52 198H54V200L57 201L58 206H56V203L54 201L55 206L54 207L52 206V208H51V204L53 202ZM24 199H26V200H24ZM136 199H138L140 201L142 200L141 203H140V201L136 202ZM19 200H21V201H19ZM40 200H41V202L42 201L45 202L47 200L48 201L44 205V203L41 204L39 202ZM50 200H51V202L49 203ZM191 200H194L193 204H192ZM100 201H101V204H100V206H101V205H103L102 203H104V202H102V200H100ZM38 202L40 205L38 204L39 206L38 205L36 206V204ZM143 202L145 203L146 200L144 199ZM206 202H207V200H206ZM54 203H53V205H54ZM59 203H61V205H59ZM138 203H140V204H138ZM14 205H16V206L14 207ZM47 205H49L50 208ZM95 205H92V207H94ZM113 205H116V204L114 203ZM21 206H23V207L21 208ZM31 206H32V208H31ZM33 206H34V208H33ZM35 206H36V209H35ZM40 206L42 207V209L45 206H47V208L45 207L42 210ZM29 207H30V210H29ZM73 207H75V206H73ZM188 207H190V208H188ZM26 208H28V209H26ZM25 210H27L28 212H26ZM47 210H45V213H47ZM178 210H176V212ZM250 210H252V209H250ZM23 213L25 214V216L27 214L26 217H28V218L30 217V218L29 219L26 218ZM34 213H33V215H34ZM48 213H50V212H48ZM35 215H38V213ZM43 215L46 216L45 214H43ZM204 215H206V216L204 217ZM66 217H67V219H66ZM252 217H254V215H252ZM69 219H71L70 216H69ZM60 220H61V222H60ZM158 220H155V221H158ZM51 221H54V222H51ZM62 221L63 222L65 221L67 223L64 225L62 223ZM58 222H60L62 224H58ZM165 222H167V221L165 220ZM13 223L15 224V226ZM190 223H192V222H190ZM57 226H58V229H57ZM65 226L67 228H65ZM44 227H41V229L43 228L42 230H44ZM53 227H54V230H53ZM168 227H166V228H168ZM55 228H56V230H55ZM26 229H28V230H26ZM61 229H63V230H61ZM254 231H255V233L257 231V233L255 234ZM26 232H28V233H26ZM128 232L129 231L124 232V233H128ZM223 232H225V233H223ZM32 233H33V235H32ZM124 233H121L120 235L116 234L115 237L118 235L117 237L119 239V237L121 235L123 237L127 236L125 238L122 237L123 241H124V239L126 241H131L130 240L131 232H129L130 234L128 233V235L130 237ZM177 233H178V235H177ZM182 234H183V236H182ZM224 234L228 235V237L225 236ZM258 235H259V237H258ZM89 236L91 238V242L93 241V243H91V244L96 245L97 242L100 241V238L98 236H96L95 238L93 237L94 233H91ZM86 237L87 236L82 235L80 238L82 240L83 239L86 240ZM178 237H182V238H178ZM122 238H120V239H122ZM127 238H129V239L127 240ZM118 239L116 238V240H118ZM85 240H83V241L85 242ZM168 244H167V246H168ZM138 248H142L143 251L146 253H144L142 250H139L138 253H137V251H134V252H136V254L133 252L129 255H126L125 257H122L121 259H115L113 257V254H112L113 252L111 251V249L110 250L108 248L103 249L101 247L98 248L97 246H94L93 249L97 253L100 252L99 254H102L105 257L106 261H108L109 264H121L122 262H123L122 264H125L129 260L130 257H138V258H140V260L143 263L145 262V263L151 264L155 260V258L158 257V251L159 250L157 251L154 249V251L150 253V252L144 250L145 246H143V245H139ZM93 249H92V251H93ZM156 251H157V253H156Z\"/></svg>", "mask_w": 264, "mask_h": 264}]
</instances>
